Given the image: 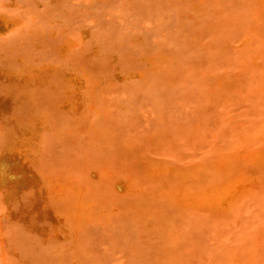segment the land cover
Here are the masks:
<instances>
[{
	"label": "rangeland",
	"instance_id": "374dc122",
	"mask_svg": "<svg viewBox=\"0 0 264 264\" xmlns=\"http://www.w3.org/2000/svg\"><path fill=\"white\" fill-rule=\"evenodd\" d=\"M0 264H264V0H0Z\"/></svg>",
	"mask_w": 264,
	"mask_h": 264
}]
</instances>
